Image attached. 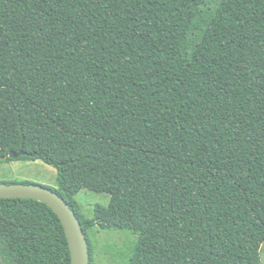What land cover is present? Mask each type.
<instances>
[{
  "label": "trees",
  "instance_id": "obj_1",
  "mask_svg": "<svg viewBox=\"0 0 264 264\" xmlns=\"http://www.w3.org/2000/svg\"><path fill=\"white\" fill-rule=\"evenodd\" d=\"M13 159L56 168L87 238L137 233L128 264H262L264 0H0ZM0 261L72 264L55 211L0 198Z\"/></svg>",
  "mask_w": 264,
  "mask_h": 264
},
{
  "label": "rangeland",
  "instance_id": "obj_2",
  "mask_svg": "<svg viewBox=\"0 0 264 264\" xmlns=\"http://www.w3.org/2000/svg\"><path fill=\"white\" fill-rule=\"evenodd\" d=\"M56 168L41 159H13L0 163V181L30 180V182L56 187ZM86 217L93 215L94 204L108 205L110 194L82 188L75 196ZM87 235L92 246L93 264H128L138 234L129 229L88 228ZM264 264V244L261 246ZM0 264L1 261H0Z\"/></svg>",
  "mask_w": 264,
  "mask_h": 264
},
{
  "label": "water",
  "instance_id": "obj_3",
  "mask_svg": "<svg viewBox=\"0 0 264 264\" xmlns=\"http://www.w3.org/2000/svg\"><path fill=\"white\" fill-rule=\"evenodd\" d=\"M20 153L10 151L11 157ZM27 197L37 199L51 207L60 218L67 236L71 263L90 264V249L88 238L82 228L80 219L67 200L57 191L47 185L35 182H6L0 181V198Z\"/></svg>",
  "mask_w": 264,
  "mask_h": 264
}]
</instances>
